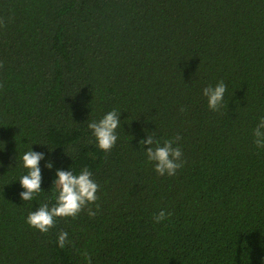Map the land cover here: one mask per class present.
I'll return each instance as SVG.
<instances>
[{"label":"trees","instance_id":"obj_1","mask_svg":"<svg viewBox=\"0 0 264 264\" xmlns=\"http://www.w3.org/2000/svg\"><path fill=\"white\" fill-rule=\"evenodd\" d=\"M220 80L209 108L202 89ZM112 109L106 152L88 125ZM260 116L264 0H0V264H261ZM166 139L181 148L173 176L147 161ZM29 148L44 154L32 202L15 179ZM84 166L98 199L47 233L29 226L56 170Z\"/></svg>","mask_w":264,"mask_h":264},{"label":"clouds","instance_id":"obj_2","mask_svg":"<svg viewBox=\"0 0 264 264\" xmlns=\"http://www.w3.org/2000/svg\"><path fill=\"white\" fill-rule=\"evenodd\" d=\"M225 91L226 85L223 80L214 85L205 86L202 89V94L207 96L208 107L214 109L222 100ZM258 120L259 122L252 128L251 134L255 147L258 150H264V116H260ZM119 123L116 109L105 112L99 119L89 123L88 127L92 130L91 135L95 138L99 149L107 152L115 145L117 140L115 130ZM145 143L151 145L153 142L149 138ZM172 144L173 140L166 139L162 146L158 141L155 147L147 149V161L149 163L158 161L153 165L158 175H163L167 171L168 176H173L176 170L182 167L181 148L172 147ZM43 155L42 152L31 148L20 154V166L26 171L15 179L19 180L20 186L24 189L19 193L23 201L32 202L43 192L39 166ZM51 166V162H48L47 167ZM98 187V183L87 166L78 171L73 168L69 170L57 169L51 187V198L40 202L35 211L30 210L26 216V223L40 232L47 233L56 224L57 218H75L87 205L95 202L98 199ZM49 201L52 203L50 204ZM87 211L89 216L96 214L91 208H87ZM168 215L170 213H166L162 209L154 216V222L159 223L165 220ZM68 236L67 231H59L56 237L57 245L63 248L67 243H70ZM261 264H264V257L261 258Z\"/></svg>","mask_w":264,"mask_h":264}]
</instances>
